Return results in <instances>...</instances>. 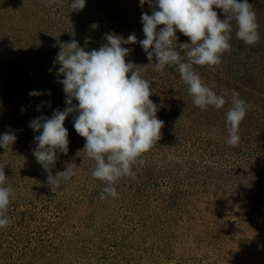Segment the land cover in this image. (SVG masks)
Wrapping results in <instances>:
<instances>
[{"label": "trees", "instance_id": "1", "mask_svg": "<svg viewBox=\"0 0 264 264\" xmlns=\"http://www.w3.org/2000/svg\"><path fill=\"white\" fill-rule=\"evenodd\" d=\"M11 1L8 10H19L21 18L16 23L21 27L14 29L29 42L24 46L19 41L14 43L12 54L0 49V134L13 132L16 136L13 145L0 147V159L8 155L0 162L7 177L5 186L14 189L6 213L12 222L0 228V264H59L62 259L65 264H84L85 258L96 254L113 255L110 226L129 215L132 204H145L153 211L151 217L159 219L163 211L162 218L181 222L193 207L191 192L195 188L202 189L203 194L217 188L229 196L231 203L219 201L216 210L233 212L234 203L242 207L244 213L239 215L243 221L264 228V0H248L259 25L256 44L247 45L238 39L233 22L231 50L222 54V62L193 66L202 83L226 100L223 107L209 106L206 110L194 104L177 66L154 70L156 58L149 63L139 44L144 39L140 18L116 12L124 0H85L82 11H72L71 0H55L52 4L49 0ZM134 10L139 13L136 7ZM213 10L224 19L221 9ZM133 33L137 43L122 45L131 49L125 59L139 66L142 77L150 82V99L157 106V118L164 121L160 140L143 154V165L133 166L134 178L126 176L116 183L118 195L105 194L101 199L106 185L91 176L95 161L82 151L85 138L74 129L75 114L69 115L64 124L69 150L66 155L58 154L52 174L70 164L76 174L67 182L49 185L47 173L33 155L34 137L28 136L30 132L39 135L29 127L32 119L51 117L55 109L66 107L63 85L58 82L63 79L57 75L60 65L53 64L57 53L72 40L90 52L107 43L106 34L126 40ZM176 35L173 47L186 60L180 44L191 43L190 38L179 31ZM30 91L42 94L30 97ZM233 91L248 105L239 125L237 146L227 143L226 112ZM73 104L78 101L73 100ZM166 251L167 245L161 243L158 254ZM57 253L76 255L63 257Z\"/></svg>", "mask_w": 264, "mask_h": 264}, {"label": "clouds", "instance_id": "2", "mask_svg": "<svg viewBox=\"0 0 264 264\" xmlns=\"http://www.w3.org/2000/svg\"><path fill=\"white\" fill-rule=\"evenodd\" d=\"M52 3L55 0H49ZM139 3L152 9L151 15L141 14L144 39L139 44L149 63L156 58L152 63L154 70L160 72L165 66H177L197 107L201 110L223 107L225 98L205 86L193 66H215L222 62V54L231 50L233 22L238 39L247 45L256 44L260 35L253 6L248 0H139ZM69 7L82 11L85 0H71ZM214 7L223 11L224 19L218 17ZM177 31L191 41L180 44L186 51V60L173 47V41L178 40ZM105 39L107 43L90 52L76 40L61 46L53 64L60 65L57 75L63 77L58 82L63 85L66 107L55 109L51 117L38 116L29 124L39 133L34 137L33 155L47 173L49 185H59L76 174L71 164L52 174L58 154L68 153L69 133L64 124L69 115L75 114L74 129L86 141L82 151L95 161L91 176L106 185L101 199L105 194L118 195L115 185L121 178L135 177L133 166L143 165L141 157L160 140L164 126V121L157 118L156 104L150 99L153 94L150 82L142 77L139 66L125 59L131 49L122 45L136 44V35L130 34L125 40L106 34ZM41 94L29 92L30 97ZM73 100L78 104H73ZM247 108V102L233 91L231 107L226 112L230 146H237L240 141L239 125L247 115ZM15 141L13 132L0 134V147L4 149ZM6 179L4 168H0V228L12 222L6 213L14 189L5 186Z\"/></svg>", "mask_w": 264, "mask_h": 264}, {"label": "rangeland", "instance_id": "3", "mask_svg": "<svg viewBox=\"0 0 264 264\" xmlns=\"http://www.w3.org/2000/svg\"><path fill=\"white\" fill-rule=\"evenodd\" d=\"M0 4V49H7L6 53L12 54L14 43L19 41V45L24 46L29 40L15 30L19 28L16 23L21 18L19 10H8L12 1L0 0ZM122 7L118 6L116 12H128L140 20L142 13L151 15L152 12L148 4L141 7L137 0H124ZM135 7L138 12L140 7L142 9L137 13ZM6 13L7 16L2 19ZM28 137L33 138L35 134L30 132ZM6 156L2 159L6 160ZM202 192V189L196 188L191 192L194 204L181 222L162 218L163 211L159 219L151 217L153 211L145 204L135 202L129 215L119 217L110 226L109 244L113 255L96 254L95 257L85 258L84 264H264V228L254 222L243 221L239 212L244 211L234 203L233 212L226 208L216 210L219 201L221 204L231 203L229 196L217 188L205 194ZM161 243L167 245V251L162 256L158 254ZM56 255L74 257L76 253ZM59 264H65L64 259Z\"/></svg>", "mask_w": 264, "mask_h": 264}]
</instances>
